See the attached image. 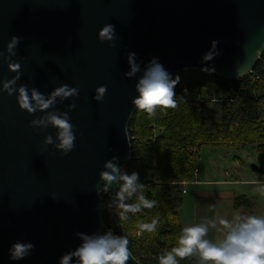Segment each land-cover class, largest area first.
Listing matches in <instances>:
<instances>
[{
    "label": "water",
    "instance_id": "1",
    "mask_svg": "<svg viewBox=\"0 0 264 264\" xmlns=\"http://www.w3.org/2000/svg\"><path fill=\"white\" fill-rule=\"evenodd\" d=\"M107 23L115 28L111 44L97 39ZM12 36L21 38L12 57L21 64L18 85L47 94L67 84L79 93L56 105H76L69 113L75 148L64 156L51 146L41 153L54 130L29 127L34 116L18 108L15 95L0 93V264H57L80 244L75 233L107 230L98 174L113 156L121 166L129 162L128 128L138 111L131 104L136 78L123 75L127 52L141 67L157 57L174 76L201 72V56L216 40L210 75L239 81L264 53V0H0V52ZM12 75L0 62V80ZM102 84L107 91L97 103L92 96ZM17 240L35 247L10 262L7 249ZM127 264L141 263L132 256Z\"/></svg>",
    "mask_w": 264,
    "mask_h": 264
},
{
    "label": "clouds",
    "instance_id": "2",
    "mask_svg": "<svg viewBox=\"0 0 264 264\" xmlns=\"http://www.w3.org/2000/svg\"><path fill=\"white\" fill-rule=\"evenodd\" d=\"M97 39L101 42L112 43L115 40V28L111 23L104 24L97 32ZM21 38L12 36L0 52V62L6 65L9 72L14 73L11 78L0 80V93L7 96L15 95V101L20 110L25 111L34 118L28 126L40 131L48 128L54 130L53 134H46L40 145V152L51 146L60 153L67 155L75 148L76 132L71 123L69 113L75 109V103H68L66 111L56 108L69 98L78 96L79 88L67 84L55 87L47 94L27 84H17L21 78V64L14 61L15 49ZM217 41H210L208 50L201 56L200 71L207 74L215 72L213 59L220 54ZM264 49V44L261 45ZM260 50H258L259 53ZM126 61L128 70L123 73L126 78H136L134 91L136 95L131 104L147 115L149 119L157 117L158 113L166 114L167 109L177 107L176 86L180 77L175 78L159 62L157 57L150 58L141 67L134 52H127ZM140 74L137 77V74ZM107 85H100L94 89L92 100L103 103ZM182 93H188L187 88ZM183 98V96L181 97ZM39 112L41 115L35 116ZM103 170L99 172V181L96 191L107 193L115 186V203L119 207L120 218L129 219V214L142 213L144 209H153L157 201L148 198L145 185L140 182L139 174L135 171L129 173L118 163V157L113 156L104 161ZM258 191L264 193V185ZM133 201L129 203L128 201ZM159 218L153 217L149 222H140L137 225L138 234L157 231ZM210 229L220 233L216 239H209ZM80 244L74 249L58 258L57 264H127L132 259L127 235H117L112 230L103 233L96 232L74 234ZM35 245L30 241H15L7 249L10 262L24 260L33 251ZM195 257L197 264H264V215L235 213L229 219L217 216L202 219L198 223L186 226L181 230L176 243L169 250L157 258L158 264H181L186 258Z\"/></svg>",
    "mask_w": 264,
    "mask_h": 264
},
{
    "label": "trees",
    "instance_id": "3",
    "mask_svg": "<svg viewBox=\"0 0 264 264\" xmlns=\"http://www.w3.org/2000/svg\"><path fill=\"white\" fill-rule=\"evenodd\" d=\"M176 76L180 77L175 88L177 107L165 110L166 114L158 113L154 119L140 110L134 114L128 128L130 160L121 166L139 174L144 194L156 200L157 206L130 213L124 221L115 193H100L103 224L117 235H127L132 256L141 264H158L159 255L175 245L182 226L177 212L179 201L174 200L170 184L193 180L203 147L255 146L264 155V53L253 74L239 81L226 82L197 71L172 77ZM183 88L188 89L186 95ZM215 102L221 103L218 112L213 109ZM234 204L235 209L251 208L245 197L237 198ZM153 217L159 218L157 231L138 236L137 225ZM181 264L197 261L189 257Z\"/></svg>",
    "mask_w": 264,
    "mask_h": 264
},
{
    "label": "crops",
    "instance_id": "4",
    "mask_svg": "<svg viewBox=\"0 0 264 264\" xmlns=\"http://www.w3.org/2000/svg\"><path fill=\"white\" fill-rule=\"evenodd\" d=\"M209 162L210 164L213 163L216 165L214 160H209ZM260 169H262V174L258 175L260 176V180H257L255 177L256 174H254L255 176L246 175L242 181H240L239 179L228 180L227 177L229 173L227 172H221L216 169L211 173L209 170H204L202 166L200 167L198 165L194 172L193 183L187 185L193 187V192L189 201L186 202L183 197L180 198V191V193L177 194L179 201L177 212L179 218L180 211H184L188 205L191 212V224L188 226L198 223V220L200 222L202 219H210L217 216H224L230 219L235 213L264 215V193L257 190L259 186L264 185V166ZM217 175L220 177L223 176V179H219ZM232 177H234V175H232ZM239 185L247 187V192L240 196L235 190V187ZM188 194V191H186L183 195L188 196ZM240 197H245L249 201L251 204L250 209L246 207L234 208L235 200ZM181 226L183 229L184 226L182 223ZM218 235H220L218 231L210 229L207 238L216 239Z\"/></svg>",
    "mask_w": 264,
    "mask_h": 264
},
{
    "label": "rangeland",
    "instance_id": "5",
    "mask_svg": "<svg viewBox=\"0 0 264 264\" xmlns=\"http://www.w3.org/2000/svg\"><path fill=\"white\" fill-rule=\"evenodd\" d=\"M220 106V102H215L213 104V109L218 112L220 110ZM255 149V146H245L243 148L229 146L217 149L203 147L199 152L198 165L200 167L202 166L204 170H209L211 173L216 169L220 170L221 172H227L229 173V176L227 177L228 180L239 179L240 181H242V179L246 175L255 176L251 171V165H254L258 168L264 166V155L259 154ZM209 160H214L216 165H214L213 163L210 164ZM232 175H234V177H232ZM217 176L219 177V179H223V176ZM255 177L257 180H260V176L256 175ZM193 181L194 177L192 181L183 183L190 184L193 183ZM179 184L180 183L170 184V187L172 188L171 193L175 201H177L178 199L177 194L180 193L178 191ZM185 190L188 191V196L180 193V198L183 197V199L188 202L189 198H191L193 187L186 186ZM235 190L237 191V193H239L238 195L240 196L247 192V187L239 185L235 187ZM190 214L191 212L189 205L184 211H180V222L184 227L191 224ZM138 236H140V234H138Z\"/></svg>",
    "mask_w": 264,
    "mask_h": 264
},
{
    "label": "built area",
    "instance_id": "6",
    "mask_svg": "<svg viewBox=\"0 0 264 264\" xmlns=\"http://www.w3.org/2000/svg\"><path fill=\"white\" fill-rule=\"evenodd\" d=\"M251 74H253V72H252ZM249 75H250V74H249ZM251 78L258 79V77H257V76H254V75H252ZM130 147H131V145H130ZM187 185H188L187 183H180V184L178 185V191H180L182 194H185V193H186L185 187H186Z\"/></svg>",
    "mask_w": 264,
    "mask_h": 264
}]
</instances>
